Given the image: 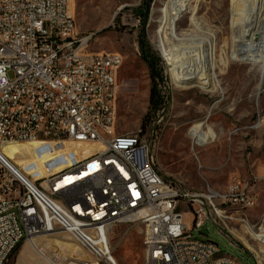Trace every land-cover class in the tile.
Segmentation results:
<instances>
[{
    "label": "built area",
    "instance_id": "2783aa9c",
    "mask_svg": "<svg viewBox=\"0 0 264 264\" xmlns=\"http://www.w3.org/2000/svg\"><path fill=\"white\" fill-rule=\"evenodd\" d=\"M70 4L0 0V147L32 142L98 147L36 181L0 155V264H8L30 240L59 234L89 257L78 264H114L110 236L121 224L142 225L143 253L144 244L155 247V259L144 253L145 264H241L236 258L215 261L219 247L193 236L205 224L225 232L260 264L264 223L257 228L248 219L259 204V178L234 175L223 190L208 184L201 192L187 190L160 174L142 132L116 135L123 57L90 53L92 37L79 35ZM2 207H14L15 215L2 216ZM185 214L193 217L192 230ZM244 229L262 238V247L247 242L248 247Z\"/></svg>",
    "mask_w": 264,
    "mask_h": 264
},
{
    "label": "rangeland",
    "instance_id": "374dc122",
    "mask_svg": "<svg viewBox=\"0 0 264 264\" xmlns=\"http://www.w3.org/2000/svg\"><path fill=\"white\" fill-rule=\"evenodd\" d=\"M190 1L177 22V33L188 35L192 44L203 40L215 42L216 79L209 80L212 85L184 87L174 78L168 50L176 49V43L170 40L171 22L163 13L170 0H153L149 11L142 7V0H71L70 10L79 35L92 37L90 53H117L123 57L118 76L115 134L142 132L160 174L187 190L201 192L207 184L223 190L231 176L239 175L244 180L252 175L258 177L259 204L248 219L259 228L264 223V75L261 76L258 63L231 59L238 45L234 42L243 37V1ZM193 12L196 26L189 21ZM149 58L156 60L155 74L150 72ZM151 92L155 95L152 104ZM198 128L211 129L215 137L211 143L193 148L189 131ZM93 147L32 143L2 145L0 151L36 181L87 158ZM184 221L192 230L193 217L185 214ZM142 228L141 224L114 228L110 236L112 261L145 264ZM224 234L212 224L193 232L196 239L219 247L221 255L217 257L228 256L241 264H255L247 250L235 246ZM37 243L39 251L33 258L22 249L23 244L8 264H46L39 259L41 254L52 264L89 260L63 234L41 238ZM258 261L264 264V258Z\"/></svg>",
    "mask_w": 264,
    "mask_h": 264
},
{
    "label": "bare ground",
    "instance_id": "6f19581e",
    "mask_svg": "<svg viewBox=\"0 0 264 264\" xmlns=\"http://www.w3.org/2000/svg\"><path fill=\"white\" fill-rule=\"evenodd\" d=\"M244 9V27L243 37L238 40V45L231 55L232 60H238L246 63H258L261 67V76L264 75V0H242ZM191 5L190 0H170V6L164 9L163 13L168 17L167 20L171 22L168 31L170 40L176 43V49L168 50V60L173 66L175 80L184 87L192 86L193 84L212 85L211 81L216 79L214 76L213 58L215 55V42L211 43L209 40H203L198 44L189 43L188 35L177 33V22L182 15L187 11L188 6ZM243 14V11H242ZM240 15V14H239ZM239 18V17H238ZM240 19V18H239ZM196 15L191 14L189 21L191 25H198L194 23ZM199 23V22H198ZM242 24V22H241ZM236 25V24H235ZM166 31V30H165ZM210 32V31H209ZM242 32V31H241ZM241 34V33H240ZM190 35V34H189ZM192 37V36H191ZM194 41V40H192ZM196 41V40H195ZM198 41V40H197ZM235 41V40H234ZM165 42V41H164ZM168 44V43H167ZM169 47V46H168ZM233 48V47H232ZM120 55V54H119ZM226 61V59L224 58ZM211 80V81H209ZM210 82V83H209ZM259 124V123H258ZM257 124V125H258ZM256 128V125L254 126ZM190 139L199 147L211 143L215 134L211 129L203 130L198 128L189 131ZM37 143V142H32ZM32 143H4L2 145H16V144H32ZM1 145V146H2ZM92 154L98 149L93 147ZM2 158L8 162L12 167L21 172L10 160L0 151ZM26 176V175H25ZM27 177V176H26ZM244 180V179H240ZM247 180V179H245ZM256 205L253 206V208ZM15 215L14 207H2V216ZM36 238L30 240L22 246L23 250L29 252L30 257H34L35 252L39 251V245ZM244 243L249 247L247 242H254L255 247H262V238H255L253 230L244 229ZM144 252L147 259H155V247L151 244H144ZM41 254V253H40ZM220 251L215 253V261H235L234 258L228 256H219ZM40 260L46 264H52L45 255L41 254ZM114 262V261H113ZM74 264V263H73ZM114 264H116L114 262ZM160 264H174L173 262H160Z\"/></svg>",
    "mask_w": 264,
    "mask_h": 264
},
{
    "label": "trees",
    "instance_id": "16d2710c",
    "mask_svg": "<svg viewBox=\"0 0 264 264\" xmlns=\"http://www.w3.org/2000/svg\"><path fill=\"white\" fill-rule=\"evenodd\" d=\"M152 2H153V0H142V7L146 10V11H149V9H150V6H151V4H152ZM151 55V54H150ZM150 58H152L151 56H150ZM149 58V60H148V65H149V69H150V72H151V74H155V72H157V64L155 63L154 64V62H156V60H152V59H150ZM154 99H155V95H154V92H151V94H150V104H152L153 103V101H154ZM19 250V249H18ZM17 250V251H18ZM16 251V252H17Z\"/></svg>",
    "mask_w": 264,
    "mask_h": 264
},
{
    "label": "crops",
    "instance_id": "0c3cea01",
    "mask_svg": "<svg viewBox=\"0 0 264 264\" xmlns=\"http://www.w3.org/2000/svg\"><path fill=\"white\" fill-rule=\"evenodd\" d=\"M91 154H92V151H91L90 155H91ZM84 159H85V158H84ZM78 160H79V159H78ZM80 160H83V159H80ZM76 161H77V160H75V162H76ZM76 164H77V163H76ZM57 173H59V172H55V174H57ZM49 174H51V173H47V174H46V177H47V176H50ZM52 174H53V173H52Z\"/></svg>",
    "mask_w": 264,
    "mask_h": 264
}]
</instances>
